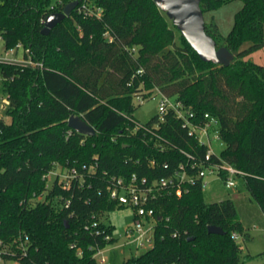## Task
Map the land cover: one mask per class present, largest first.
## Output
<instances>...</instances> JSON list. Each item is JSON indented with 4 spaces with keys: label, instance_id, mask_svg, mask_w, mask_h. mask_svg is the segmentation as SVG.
<instances>
[{
    "label": "trees",
    "instance_id": "16d2710c",
    "mask_svg": "<svg viewBox=\"0 0 264 264\" xmlns=\"http://www.w3.org/2000/svg\"><path fill=\"white\" fill-rule=\"evenodd\" d=\"M73 1L0 0L4 49L21 44L35 64L0 63L10 118H0V264H100L96 248L114 243L105 240L114 226L103 216L124 207L109 199V180L136 175L152 184L187 166L185 153L204 158L207 147L172 112L145 124L154 135L134 132L137 98L157 91L177 97L198 123L205 114L218 120L224 149L213 160L245 173L241 179L264 212V65L249 58L264 47V0H241L227 36L215 22L205 23L217 46L235 55L228 67L202 61L153 0H79L70 17L43 35L46 17ZM232 1L200 5L205 14ZM72 115L96 135L72 130ZM56 164L82 179L69 188L58 179L48 183ZM188 188L181 197L172 189L160 192L150 205L162 218L154 246L122 264L251 258L233 238L247 236L234 202H207L201 180ZM212 225L225 234H209Z\"/></svg>",
    "mask_w": 264,
    "mask_h": 264
},
{
    "label": "built area",
    "instance_id": "2783aa9c",
    "mask_svg": "<svg viewBox=\"0 0 264 264\" xmlns=\"http://www.w3.org/2000/svg\"><path fill=\"white\" fill-rule=\"evenodd\" d=\"M53 10L54 7H51ZM83 10H88L90 14H95L94 10H89L85 5ZM99 12V11H98ZM23 49L21 44H18L15 48L9 49L5 52V57L0 58L2 62H17L15 56H17L18 50ZM35 65L32 62H22ZM40 66V64H36ZM160 93L159 91H157ZM161 94V101L159 103V119L165 120V116L170 112L174 113L178 119L183 123V126L188 129L189 135L197 138L198 142L202 146L207 147V152L204 158L197 159L195 156L186 154L189 164L187 166L180 165L175 173L169 178H162L158 182L155 181L152 184L148 183L146 178L139 179L136 175H133L130 179L124 178H111L106 187V192L111 201L116 202L118 206H132L135 208V216L133 225L126 230L125 237L127 243L122 244L125 246H134L137 250H145V252L151 249L155 243V232L158 225V221L162 219L158 218L156 211L151 207V203L157 198L162 190L172 189L175 190V194L181 197L188 191L190 185H194L198 180L202 181L203 190L207 188L208 184L205 179L208 176H219L222 178V173L226 174L225 186L227 189L236 187V179L242 178L245 173L234 168L232 165L223 161H214L213 158H220L219 154H216L212 148V141L214 139L221 140L219 122L216 118L205 114L203 121L198 123L195 121V116L190 110H188L182 101L175 96H168ZM146 99L143 96L137 98L136 103L141 105ZM9 107L8 98L3 100L0 104V111H6ZM133 120V119H132ZM134 132L143 129L147 133L153 134V130L148 128L145 124L135 121ZM211 134L214 137H211ZM222 141V140H221ZM223 144V142H222ZM163 149V147L161 148ZM60 171H56L54 167L46 176L48 183L54 179H58L59 183L65 188H69L74 179H82L79 176L78 171L72 169L70 171L64 170L61 166L56 164ZM95 166H91L89 171H93ZM238 234H233V238L237 240ZM105 240L115 241L113 235H106ZM106 247V246H105ZM96 248L94 258L100 264H107L104 256V248ZM81 254V252H79Z\"/></svg>",
    "mask_w": 264,
    "mask_h": 264
},
{
    "label": "rangeland",
    "instance_id": "374dc122",
    "mask_svg": "<svg viewBox=\"0 0 264 264\" xmlns=\"http://www.w3.org/2000/svg\"><path fill=\"white\" fill-rule=\"evenodd\" d=\"M59 0H51V4H57ZM243 2L235 0L230 3L221 5L217 9L204 14L206 22H215L219 31L223 36H227L231 31L236 13L242 8ZM248 44H245L246 47ZM6 50L4 43L0 38V58L5 57ZM23 49L18 50L17 62H31L26 59ZM250 60L264 65V47L258 49L249 55ZM7 99L6 94L2 91V75L0 72V104ZM161 101V94L155 92L153 97L145 100L141 105L136 103V110L133 113L134 118L142 124H147L159 113V103ZM6 111H0V118H5L10 122V118L5 117ZM211 137H214L211 134ZM212 148L216 154H219L224 149V144L219 139L212 141ZM56 171L59 167L55 166ZM208 184L204 189V199L209 202H218L225 199H231L238 212L239 220L245 230L246 235H239L237 239L238 244L242 247V256L249 255L251 258L244 264H264V212L260 206L251 198L241 178L236 179V187L227 189L223 178L219 176H208L205 179ZM135 216V208L132 206H125L117 208L111 212H107L103 216V221L114 226L113 237L115 239L113 244H108L103 250L107 264H122L125 260L132 256H139L145 250H137L134 246L122 247V244L127 243L125 237L126 230L133 225ZM1 264H18L15 260H7Z\"/></svg>",
    "mask_w": 264,
    "mask_h": 264
},
{
    "label": "water",
    "instance_id": "95a60500",
    "mask_svg": "<svg viewBox=\"0 0 264 264\" xmlns=\"http://www.w3.org/2000/svg\"><path fill=\"white\" fill-rule=\"evenodd\" d=\"M153 1L172 21L202 61L226 67L233 63L235 55L226 47H218L214 38L206 32V21L200 0ZM79 2V0L73 1L67 4L62 12L48 15L44 21L43 35H48L65 18L70 17L72 12L78 7ZM68 126L75 132L85 136L96 135L95 129L80 116L72 115L69 118ZM208 233L223 235L225 231L221 227L212 225L208 227ZM189 241H192V238Z\"/></svg>",
    "mask_w": 264,
    "mask_h": 264
},
{
    "label": "crops",
    "instance_id": "0c3cea01",
    "mask_svg": "<svg viewBox=\"0 0 264 264\" xmlns=\"http://www.w3.org/2000/svg\"><path fill=\"white\" fill-rule=\"evenodd\" d=\"M259 64H260V63H259ZM261 65H262V64H261ZM238 238H239V236H238ZM238 238H237V239H238Z\"/></svg>",
    "mask_w": 264,
    "mask_h": 264
}]
</instances>
